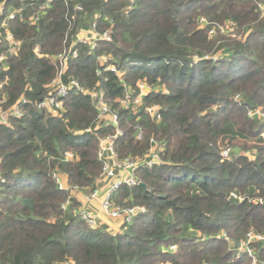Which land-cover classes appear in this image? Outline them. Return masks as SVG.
Listing matches in <instances>:
<instances>
[{
	"label": "trees",
	"instance_id": "obj_1",
	"mask_svg": "<svg viewBox=\"0 0 264 264\" xmlns=\"http://www.w3.org/2000/svg\"><path fill=\"white\" fill-rule=\"evenodd\" d=\"M46 1L0 0V21L16 12L6 28L19 42L0 71V106L20 96L31 102L22 105V117L0 126V264H251L238 246L249 231L264 235V121L246 115L249 108L264 110L262 0H52L44 8ZM76 4L82 10L74 13ZM226 21L242 37L221 33ZM92 23L99 35L109 31L110 41L99 39L94 48L76 41ZM72 40L77 56L67 61L63 80L75 79L87 91L99 82L123 132L117 156H141L151 136L163 144L160 163L138 171L146 189L123 186L113 196L116 205L147 209L114 235L74 214V197L63 210L69 193L53 177L59 172L69 186L92 190L101 170L97 137L112 129L77 133L94 127L87 94L68 93L60 117L34 107L49 95L51 57ZM102 55L112 59L100 64ZM138 81L165 89L143 98L144 105L161 106L159 122L142 108L136 114L117 108L122 83L135 89ZM223 141L239 149L230 160L221 159ZM65 152L74 159L65 160ZM250 246L264 264V240Z\"/></svg>",
	"mask_w": 264,
	"mask_h": 264
},
{
	"label": "built area",
	"instance_id": "obj_2",
	"mask_svg": "<svg viewBox=\"0 0 264 264\" xmlns=\"http://www.w3.org/2000/svg\"><path fill=\"white\" fill-rule=\"evenodd\" d=\"M52 0H47L45 5L46 8L48 3ZM82 8L76 4L74 7V13L80 12ZM3 11V4L0 6V15ZM258 11L260 16H264V0L258 3ZM16 12L14 10L9 11L3 20L0 21V28L4 29V40L6 43V50L4 53L0 54V71H5L8 67L7 59L12 54L16 53L19 47V42L15 40L12 34L7 30L6 23L9 19L14 17ZM74 15L71 16L73 20ZM38 16H32L30 18L32 23H35ZM198 22L202 25L206 22L204 17H199ZM95 23H92L88 31H79L76 34V41L87 44L90 48H94L96 41L106 40L110 41V32L105 31L102 35L95 32ZM220 32L224 33L231 38L239 39L240 36L236 34V25L232 21H226L220 27ZM214 28L208 31V34H212ZM0 33V39H1ZM242 37V36H241ZM75 41L72 40L67 48H64L59 53L51 57V61L56 66V73L53 79L47 85L49 95L35 103L34 107L46 112L49 115L60 117L63 111V98L68 95L71 91L76 93L87 94L90 97L91 103L96 111V118L94 122V127L86 128L82 131H77V133H94L101 127H110L112 129L111 133L103 136H98V147L96 151L97 159L101 162V170L98 174L96 180V186L90 191H84L76 186H69L65 177L59 173L55 172L53 174L55 184L59 190H63L69 193V197L62 204L61 208L67 209L70 205V198L73 197L74 193H80L84 196V202H78V206L73 209V213L85 222L90 228H99L100 224L98 222L97 213L93 210L91 203L94 201H99V210L104 215H107L110 219L118 223V228L121 231L122 227L131 222L134 217L138 215L145 214L147 209L143 205H128L120 206L114 204L112 198L116 195L120 187H135L139 186L141 182L138 171L142 167H152L160 163V153L163 149V144L156 137L151 136L149 138L148 147L144 154L141 156H124L119 158L116 153V142L122 135V129L120 127L119 118L108 103L105 97L104 91L99 87V82L97 83V88H93L87 91L83 86H81L75 79L68 78L67 81L63 80L65 74L66 64L70 58H76L77 52L73 50ZM37 52L38 49H35ZM112 57L110 55H102L99 57L100 64H107ZM108 70L116 73L118 78L122 80L123 72L116 69L115 65L109 64L106 67ZM99 74V72L97 73ZM122 82V81H121ZM123 94L115 99V103L118 109H123L131 111L136 114L140 108H142L143 113L153 122H159L161 120V106L158 104H143V98L152 93H158L161 90L159 87H153L146 82L138 81L136 83V88H130L125 86L124 83ZM99 87V88H98ZM0 88H2V83H0ZM235 100H239L240 96L235 95ZM5 99L2 97L0 103H4ZM26 103H31L24 96H20L18 100L8 108H3L0 106V126H9L10 118H20L23 115L22 105ZM246 115L249 119H258L264 121V110L262 108H249L247 109ZM143 136V127L139 124L135 126V137L141 139ZM264 139V134L262 135ZM220 145V156L222 160H230L231 155L234 152V148L228 145L226 142H222ZM264 150V140L261 143ZM65 160H73L74 154L72 152H65ZM1 181V172H0ZM230 197L237 200H242V197L237 195L235 192L230 193ZM261 202V201H260ZM264 240V235L255 234L249 231L246 234L245 239L240 240L238 249L243 252H247L251 257V264H259L253 257V252L249 249L251 243L256 241ZM176 251L175 246L170 247V252L174 253Z\"/></svg>",
	"mask_w": 264,
	"mask_h": 264
},
{
	"label": "crops",
	"instance_id": "obj_3",
	"mask_svg": "<svg viewBox=\"0 0 264 264\" xmlns=\"http://www.w3.org/2000/svg\"><path fill=\"white\" fill-rule=\"evenodd\" d=\"M73 197L80 203L84 202V196L80 193H74ZM91 206L95 213H97L98 221L101 228H103L105 231H107L110 234H116L120 230L118 228V223L112 219H110L107 215H104L99 210V201H94L91 203Z\"/></svg>",
	"mask_w": 264,
	"mask_h": 264
},
{
	"label": "rangeland",
	"instance_id": "obj_4",
	"mask_svg": "<svg viewBox=\"0 0 264 264\" xmlns=\"http://www.w3.org/2000/svg\"><path fill=\"white\" fill-rule=\"evenodd\" d=\"M259 2H261V1H259ZM257 8H258V5H257ZM259 17L261 18V17H264V16H260V13H259ZM222 24H220V26H221ZM240 31V30H239ZM235 32H236V34L237 35H243V32L241 31V32H237V30H235ZM164 91H165V89H164ZM166 92V91H165ZM247 146H252V143H248V145ZM235 149V148H234ZM238 149V148H237ZM238 152H239V149H238ZM240 154H243V155H250V150H244L243 148H241V151H240ZM79 205V204H78ZM99 222V221H98ZM253 243H255V242H253ZM252 244V243H251ZM250 244V245H251ZM243 247L241 248V250L243 251ZM249 249L253 252V248L251 247V246H249Z\"/></svg>",
	"mask_w": 264,
	"mask_h": 264
},
{
	"label": "water",
	"instance_id": "obj_5",
	"mask_svg": "<svg viewBox=\"0 0 264 264\" xmlns=\"http://www.w3.org/2000/svg\"><path fill=\"white\" fill-rule=\"evenodd\" d=\"M234 152L237 153L238 152V149L235 148L234 149ZM139 186L142 187V188H144V189H146V185L144 183H142V182L139 183Z\"/></svg>",
	"mask_w": 264,
	"mask_h": 264
}]
</instances>
